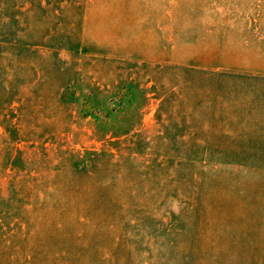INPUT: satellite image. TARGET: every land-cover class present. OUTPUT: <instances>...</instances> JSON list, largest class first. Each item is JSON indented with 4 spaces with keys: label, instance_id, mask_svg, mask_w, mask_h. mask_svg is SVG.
<instances>
[{
    "label": "rangeland",
    "instance_id": "obj_1",
    "mask_svg": "<svg viewBox=\"0 0 264 264\" xmlns=\"http://www.w3.org/2000/svg\"><path fill=\"white\" fill-rule=\"evenodd\" d=\"M0 264H264V0H0Z\"/></svg>",
    "mask_w": 264,
    "mask_h": 264
}]
</instances>
